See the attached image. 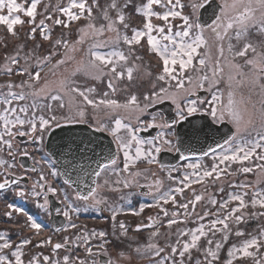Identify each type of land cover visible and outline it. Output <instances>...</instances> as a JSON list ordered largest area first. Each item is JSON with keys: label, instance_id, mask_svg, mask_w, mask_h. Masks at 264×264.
Listing matches in <instances>:
<instances>
[{"label": "flooded vegetation", "instance_id": "obj_1", "mask_svg": "<svg viewBox=\"0 0 264 264\" xmlns=\"http://www.w3.org/2000/svg\"><path fill=\"white\" fill-rule=\"evenodd\" d=\"M225 25L218 30V32L220 30L223 32V35L220 36L221 39L230 36L223 39V45L232 46V57H235L236 67L244 62L247 63L249 57L246 53L241 56L242 58L237 55L244 50L245 42H241L243 36L241 38L237 36L236 26L228 29L229 34H227ZM208 28L213 31V28L216 27L212 22L203 29ZM212 35L217 36L216 32ZM218 43L214 39L213 46H219ZM256 64L254 63L255 67ZM247 65L249 64L247 63ZM216 68L218 67H215V70ZM218 72L216 70V78H214L211 74L209 75V70H207L205 75L207 79H203V87L200 84L199 87L188 92L186 100H184L185 96L175 98V103L172 98H159L166 92L176 93L177 84L171 86L165 82L166 86H164L163 83H158L155 80L159 85L155 84L156 86L147 91H125V94L131 93L136 97V103L130 104L128 107H111L101 111L98 108H92L88 110V115L83 109H80L75 117L66 116L55 120V122L49 121V130L57 123H82L88 129L103 131L114 144L116 154L113 159L115 164L108 162L101 168L94 158L93 147L96 146L97 141H88L87 138H84L87 140L84 142L89 145L85 148L87 156L85 159L81 158L79 163L77 159L68 161L67 182L60 176L54 159L46 151L45 140L49 130L43 131L39 127L41 117L47 119V110L44 109V114L39 116L40 114L34 113L35 109L33 108H27L24 112L17 109L16 115L10 118L13 121L9 125L13 133L12 136L5 133L4 122L0 125V136L11 143V147H9L0 142V183L7 181V187L0 189V243L7 241L11 245L9 249H0V254L7 258L5 261H0V264H8L9 260L15 264L12 252L18 248L22 254L23 264H47L44 261L45 256L56 264H66L65 256L69 257L67 264H81V262L83 264H108V261H114L115 264H129V260L136 264V262L142 261L140 258L143 256L157 257L155 253L160 250L159 244L167 237L172 239L189 235L188 220L191 218L189 212L193 209L189 196L195 193L193 187H184V183L188 182L185 181V172L182 170L186 164L195 162L213 161L214 164L211 166L223 167L232 164V161L225 163L218 161L222 160L226 155L225 151L238 136L236 135L237 125L225 110L229 100L228 94L231 91L223 79L224 73L221 79L217 80ZM258 72L261 73L260 70ZM228 78L230 79L229 76ZM158 86L159 88H157ZM161 88L166 91L161 93ZM154 92L158 94L157 97H153ZM112 93L114 94V92ZM214 94L219 97V100L210 105L209 102L212 101ZM111 96L113 98L111 97L110 100H114L115 96ZM145 96L148 97L147 100ZM232 98L238 102V98L234 97V94ZM189 102H195L194 106L198 110L194 113L207 114L214 124L217 125L223 121L231 124L233 137L228 143L219 146L212 153L172 164L173 161L168 159V154L176 151L178 123H180L178 121L173 124L172 121L178 119V110H183L185 117L189 116L187 114ZM212 106L217 108V117L223 115V119L212 117ZM74 108L80 107L74 106ZM116 111H119L120 113L117 114L125 120L120 126L116 124ZM81 112H83V116L78 114ZM84 113H86L85 116ZM17 116L26 121L23 126L14 122ZM29 122L36 124L34 132L30 131L31 123ZM149 124L152 126L148 127ZM129 128L138 130L135 131V136L139 140L153 141V144H141L140 148L145 153L150 151L155 157V163H148L150 157L142 156L134 164H130L127 171H124V152L127 151L131 156H135L137 147L135 141H132L130 146L123 150L119 146L120 142L127 144L131 140ZM146 129L149 130L144 133L143 131ZM21 132L26 134L20 135ZM88 138H92V136L89 135ZM164 140H168L170 143L165 144ZM109 144L111 143L109 142ZM156 147L161 149L159 153L155 151ZM25 152L27 155L23 154ZM248 160L253 162L249 163ZM248 160H243L245 165L257 166L255 164L257 159L254 156ZM240 165L241 163H238V166ZM54 172L55 175H53ZM97 172L100 175L97 176ZM215 175L214 173L213 176L207 178L213 180ZM207 178L205 181H208ZM158 181L159 183H157ZM125 183L128 184V187H125ZM49 188H53L55 191H49ZM177 188H182V193H177L175 191ZM210 188L213 192L212 200L218 199L216 204L211 203L212 206L209 208L212 211L219 207L218 202L221 201V197L218 196L219 192L216 186ZM93 189L95 192L90 196L89 193ZM18 190H22L24 195H16ZM245 191L248 194L251 193L250 188H246ZM33 192L38 195H33ZM166 193L175 196V204L171 200L165 203L161 199ZM81 197H88V199L85 200ZM227 198L228 196L224 200ZM157 201H159V206H156ZM9 204L22 208L27 215L9 209ZM142 204L145 207L143 211H140ZM181 204H188V208L179 207ZM227 210L224 208L223 211ZM9 211H12L10 217L5 215ZM65 211L68 212L67 217L64 215ZM165 211L167 215H165ZM210 211L205 212L208 213L206 217L211 216L209 215ZM113 212L116 214L115 220H113ZM136 212L140 214L135 215ZM205 213L203 212L202 215ZM28 216L41 224L39 232L31 228ZM170 219H175L176 223L169 226L168 220ZM204 220L201 219L203 223ZM121 222L125 225L127 235H122ZM138 225H141V228L136 231ZM101 231L106 233L103 238L99 236ZM94 232L95 235H93ZM153 232H157V235L152 236ZM26 239L31 243L21 246V242ZM57 243L62 247L54 249V245ZM101 244L104 245L103 248L100 247ZM149 244L155 245V248L146 247ZM89 248L92 250L91 253L88 251ZM138 248L139 252L136 251Z\"/></svg>", "mask_w": 264, "mask_h": 264}, {"label": "rangeland", "instance_id": "obj_2", "mask_svg": "<svg viewBox=\"0 0 264 264\" xmlns=\"http://www.w3.org/2000/svg\"><path fill=\"white\" fill-rule=\"evenodd\" d=\"M78 2L79 0H77V3ZM85 2L88 7L92 9L91 20L88 18L87 11H85L84 16L79 20L69 21L68 17L59 9L69 7L72 0H39L34 19L25 16L23 13H13V18L18 14L21 16V19L25 21L22 25H14L16 35L9 33L6 25L0 24V114L7 115L10 120V118H13V116L16 115L17 111L5 113L4 110L6 108H15L16 110L20 108H33L35 109L34 113L40 114L39 116L44 114V109H46L47 120L49 119V121L55 122L52 120L53 117H55L56 120L66 116L75 117L80 109H83V111L87 113L88 110L92 108H98L100 111L102 109L111 108L100 103L102 100H110L111 97L113 98L111 95L115 96L114 100H116L118 104L125 105L132 97L131 93L125 94V91H147L149 88L156 86L155 84L159 85V82L163 83L164 86H166L165 82L173 86L178 83L179 79H183V88H177L176 93L166 92L163 97L168 96L177 99L178 97L181 98L185 96L184 100H186L188 92L199 87V85L203 83L202 78L205 77L207 70H209V75L211 74L216 78V70L219 69V72L217 71L218 75H216L217 80L219 78L221 79V76L224 73L223 79L226 82L229 91L234 94V97L238 98V102L241 101V99L245 101L244 104H238L242 117L239 131L236 127V135L238 136L230 144L229 148L225 151V154L231 156L238 148H243L247 151L253 147L256 142H260L264 145V141L259 140L260 135L264 134V121L259 117V109L261 107L260 102L261 100H264V89L261 88V86L264 85V76L258 72L260 64L264 63V32L259 31L258 25L250 26L246 32H242L239 36L240 38L243 36L241 42L251 45L246 52L249 57L247 61L253 60L255 64L257 63L256 67L258 68L256 69L254 64L247 65L246 62L237 65L238 67H236L234 64L235 57H232V46L229 47L223 45V39L227 37L229 38L230 36L228 35L221 39L220 36L223 35V32H221L222 30L219 31L218 37L212 35V33L215 34V31H212L210 28L192 29L190 30V36L182 39L181 37H176L175 33L177 31H183L184 21L180 17L174 19L170 18V23L173 26L171 35L176 40L177 44H190L198 35L202 36L205 43L197 48V53L193 57L192 65L185 70L183 77L179 76V63L176 65L169 63L170 68H175V74L178 79L172 80L166 77L165 80H159L158 77L163 74V69L165 67L164 61L156 51L150 49L147 37H142L141 41H146L149 50L156 54H154V56L148 54H146V57L141 56L142 52L145 51L143 46L142 49L140 47V50L142 51L139 50L138 52V50L135 49L136 44H132L128 47L127 45L129 44H126L123 40L124 35L131 38L133 28L143 30L145 17L142 13H137L135 8L142 7L143 4L147 3V0L144 3L139 2V0H132V6L127 8H123L127 0H115L116 4L119 6L118 9H112L110 7L113 0H95V3L93 0H85ZM192 2L200 3L201 0L182 1V3H185L183 4L184 8L182 10H177H181L183 15H188L193 23H198L197 12L193 13L192 8L190 7ZM217 2H220L222 7L226 3L231 5L233 0H217ZM17 3L30 6L31 0H17ZM166 3L167 0H162L161 5H153L152 11L163 14L167 10L163 6ZM244 3H247V0H242V3L238 4L236 8H227L224 12H222L220 8L219 16L221 19L217 21L219 28L224 26L228 20L233 19L236 14L242 13L244 11ZM105 9L108 10L109 17L115 21L112 31L107 30L108 21L105 20L103 16V11ZM71 10L79 13V9L73 8ZM119 10H123V14L126 17L124 23L129 25L127 29L117 19ZM0 14L8 15L7 9H0ZM255 15L259 17V11H257ZM56 19L62 20L64 24H67L68 26L65 27L64 24H56ZM30 20L31 22H29ZM41 21H43V25L41 24ZM90 22L93 23L96 28L104 25L105 31L95 40L87 39L83 44H75V41L80 39L81 33L79 30L84 28ZM151 22L156 26L164 27V35H169L167 25L163 20L153 16L151 17ZM32 28L37 29L35 33H32ZM219 28L217 30H219ZM41 31H44L45 34L49 35L50 39L44 40L40 34ZM117 31L121 38L118 43H115ZM227 34H229V32H227ZM152 35L159 40L160 48L165 44L168 45V58L170 61L173 58L177 61L180 59H187V56L184 55L179 48L174 47L170 41L164 40L160 33L153 30ZM58 39L67 40L70 46H75L76 50L68 51L63 45L54 46L55 41ZM214 39L216 42H219V46H213ZM98 41H111L112 43H108L104 47L96 49L97 51L103 54L116 51L128 57L127 60L123 61L116 57L112 58L116 64L117 71L123 73L122 77L117 78L111 72V66L104 67L103 74L98 73L96 69L91 67L89 62V48L93 43ZM252 49H255V51ZM186 50L187 49L184 51ZM54 52L56 55L52 56L50 61H44L41 63L45 56H49ZM173 52L178 53V55L173 57ZM238 57L241 56L238 55ZM11 58H16L17 63L12 64ZM200 59L205 60L204 65L199 63ZM58 60H63L64 63L57 65L56 62ZM215 67L218 68L215 70ZM25 68L32 74L36 71H40V79L38 81L31 80L28 74H21V70ZM129 68L132 69L131 80L128 78L127 70ZM8 69H11V71L9 72ZM97 76H99L98 79L96 78ZM228 79L229 81H226ZM155 80L158 83L155 82ZM24 81H29V83L24 84ZM109 82L113 84V88L108 87ZM9 84L12 86L9 87ZM74 88H78L81 92H85L88 98L94 101V103L88 104L79 92L72 91ZM157 88H159V86ZM39 89H44L45 92L36 95L35 93ZM89 89H92V91H88ZM224 91L226 92L225 89ZM112 92H114V94ZM9 93L12 95H9ZM21 94L23 95L22 99L18 98ZM53 96L58 97V99L53 100ZM5 98L10 101L9 104L4 103ZM74 106H79L80 108L76 109ZM86 113H84V116ZM117 113L120 112L116 111V118L120 121V124H122L125 120ZM88 114L89 113H87V115ZM250 114H252L251 123H249ZM3 122V120H0V125ZM237 154L240 156L243 155L242 152ZM261 154H264V147L257 148L256 154L253 155L257 159L255 161L256 165H264V160L257 158ZM218 162L221 163V161ZM248 162L251 163L253 161L248 160ZM233 163H236L234 167L238 166V163H241L240 169L248 167L253 170L246 173L244 176L239 177V173L234 171L231 164H228L227 167L217 165L216 171L220 173L219 176L215 175L216 177L213 180L207 177L201 180L200 177L203 176L205 170L212 171L213 166L211 165L214 164L213 161H205L203 163L195 162L185 165V168L182 170L185 172V175H183L189 178L187 180L189 184L188 188L193 187L195 193L194 195L189 196V199L193 201L197 195L202 197L200 201L195 203V206H193V209L189 212L191 218L188 220V227L192 226L193 229L189 230L190 235L188 236V234H186V237L172 239L167 237L166 240L159 244L160 249H163L164 251L159 252L157 257L152 255L143 256L140 258L142 261L136 262V264H161V262H163V264H172L173 260L177 261V264H179L181 259H183L184 264H197L198 260L203 261V253L206 249L211 247L213 251H216L217 243H220L222 246V243H225L226 240L225 236H227V239L230 238V233L236 226L234 217L238 215L237 212H239L241 216L245 215L243 211H239V203H236L239 201L231 200V196L239 194L245 202H249V200L244 197V195H248L245 191L246 188H250L252 199L254 194L264 193V170L254 165L247 166L244 164V161L241 160L232 161V164ZM190 165H196V167H189ZM206 178L208 181H205ZM211 186H216L218 192H228L227 199L233 203L232 208L238 209V211L233 213L226 221L228 224L227 230H225L221 224H217L215 229L210 227L213 220H222L225 216L229 215V212L232 209L224 212V208L220 207L224 202L219 201V207L210 211L209 207L212 206L211 201L213 197L212 188H210ZM221 187H224L225 190ZM257 199H259V196H257ZM209 211V215H211L210 220L203 224L201 219L204 220L207 215H202V213ZM206 219L208 218L206 217ZM201 225H203L205 235L201 237L204 239V243H198L199 250L193 248L189 253H186L183 258L180 257L179 251L173 254L171 251L172 247L175 246L180 249L185 242H191L192 230L200 229ZM260 233L261 231L255 232V235L252 234L246 241L253 237H256L258 240L264 239V237L260 236ZM196 234L199 235V232ZM234 237L238 243L229 244L226 251V260L221 261L218 264H225V262L230 259L228 256L229 249H241L246 242L242 241L241 237L237 236L235 232ZM209 241H211V244H209ZM221 250L222 248L220 247L218 253L219 251L221 252ZM249 251L254 253L252 247ZM243 257L244 256L240 251H235L233 264H257V262H259V264H264V258L259 260L252 258L248 260L247 258H251V256H248L247 258ZM129 264L133 263L129 260ZM214 264H217V262L215 261Z\"/></svg>", "mask_w": 264, "mask_h": 264}, {"label": "snow or ice", "instance_id": "obj_3", "mask_svg": "<svg viewBox=\"0 0 264 264\" xmlns=\"http://www.w3.org/2000/svg\"><path fill=\"white\" fill-rule=\"evenodd\" d=\"M39 0H31V4L30 6H26L24 4H20L17 3V0H0V9H7L8 15H2L0 14V24H4L7 26V30L9 33H11L12 35H16V32L14 30V25H22L25 21L21 19L20 15H15L13 18V13H23L25 16L29 17V18H33L36 16V9H37V4H38ZM93 2L95 3V0H93ZM207 3V0H201L200 3L197 2H192L190 4V7L192 8L193 13H196L197 11H199V9L203 8L204 5ZM242 3V0H233V3L231 5H228L227 3L225 5H223L221 7V11L224 12L225 9L227 8H236L238 6V4ZM162 4V0H147V3L143 4L142 7H136L135 11L137 13H142L145 17V23L143 25V30H138L133 28L132 29V36L131 38H129L127 35L123 36V40L126 44L132 45V44H139L141 42V38L142 37H147V41H148V45L150 46V49L152 51H156L161 58L164 61V69H163V74H161L158 79L159 80H165L166 77L170 78L172 80H177L178 77L175 74L176 70L175 68H170L169 67V63H171L172 65H176L177 63H179V76L183 77L185 70H187L188 68H190V66L192 65V61H193V57L196 55L197 53V48L205 43L202 36L198 35L196 37V39L190 43V44H184V43H179L177 44L176 40L174 39V37L171 35L172 33V24L170 23V18H177L180 17L183 21H184V25H183V31H177L175 33L176 37H181L186 38L190 36V30L192 29H201L202 25L200 23H193L190 20V17L188 15H183L182 13V9L184 8V5L181 3V0H167V3L164 4L163 6L167 9L163 14L157 13L152 11V7L153 5H161ZM132 6V0H127V2L125 3V5L123 6V8H127V7H131ZM110 7L112 9H118L119 6L116 4L115 0H113V3L110 5ZM79 9V13L73 12L71 9ZM243 8L244 11L242 13H238L233 19L229 20V22L227 23V25H225V32H227L228 29L233 28L234 26L237 27V36L239 37L240 34L242 32H246L248 30V28L250 26H257L259 27V31L264 32V0H247V3L243 4ZM177 9H181V10H177ZM61 12H63L69 19V21H75V20H79L82 16H84L85 11H87V15L88 18L91 20L92 18V9L90 7H88V5L86 4L85 0H79V2L77 3V0H72V3L69 5V7L67 8H61L59 9ZM259 11L260 16L259 18H257V16L255 15V13ZM103 16L104 19L108 21V25H107V30L108 31H112L113 30V26L115 21H113L110 17H109V12L107 9H105L103 11ZM156 16L158 19L163 20L164 23L167 25V30L169 35H164L165 33V28L164 27H160V26H156L151 22V17ZM117 19L124 25L125 28H128L129 25L124 23L125 22V15L123 14V10H119L118 11V16ZM221 19L220 16H217L216 20L213 21V24L216 25V28H213V31L216 32L217 36L219 37V32H218V28L219 25L217 24V21H219ZM31 22V20L29 21ZM55 23L60 25V24H64V22L60 19H56ZM41 24L43 25V21H41ZM65 27H67V24H64ZM36 28H32V33L36 32ZM153 30H155L156 32L160 33V35L163 37L164 40L170 41L172 43V45L174 47L179 48L184 55L187 56V59H180L179 61H177L175 58L171 59V61L168 58V45L165 44L162 48L159 47V40L156 39V37H154L152 35ZM80 39H78L77 41H75V44H83L85 43V41L87 39H93L95 40L97 37L101 36L102 33L105 31L104 25H101L99 28H96L95 25L93 23H89L87 24L84 28H81L80 30ZM41 36L43 37L44 40H49L50 36L45 34L44 31L40 32ZM120 34L117 31V36H116V41L115 43H118L120 40ZM108 43H112L111 41H98L96 43H93L90 48H89V55H90V64L91 67L96 69V71L100 74H103L104 71V67L107 66H111V72L117 77H122L123 73L118 72L117 68H116V64L113 61V57L118 58L119 60H127L128 57L124 56L122 53L120 52H116V51H112V52H108L106 54H103L99 51H97L96 49L104 47L106 44ZM63 45V47L68 50V51H75V46L72 45L70 46L67 40H61L58 39L55 41V45L54 46H60ZM231 47V46H230ZM251 47V45L249 44H245L244 46V50H242L241 52L237 53V55L239 56H243L245 55V53L247 52V50ZM185 49H187L186 51H184ZM253 51H255V49H252ZM56 55V53H52L49 56H45L43 58V61H41V63H43L44 61H50L51 57ZM176 55H178V53L173 52L172 56L175 57ZM11 63L12 64H16L17 63V59L16 58H11ZM64 63L63 60H58L56 62L57 65ZM199 63L201 65L205 64V60L204 59H200ZM248 64H254L255 62L253 60H248L247 61ZM55 67V66H54ZM238 67V66H237ZM260 72L261 75L264 76V63L260 64ZM8 71L10 72L11 69H8ZM217 71H219V69H217ZM128 72V78L129 80L132 79V69L129 68L127 70ZM21 74H28L30 76L31 80H35L38 81L40 79V71H36L34 74L29 73L28 70L22 69L21 70ZM97 79L99 78V76L96 77ZM202 79L206 80L207 77H203ZM24 84H28L29 81H24ZM12 85L9 84V87H11ZM109 88H113V84L111 82H109L108 84ZM177 88H183V79H179L177 85ZM201 87H203V84H201ZM262 89H264V85L261 86ZM114 90V89H113ZM72 91L75 92H79V94L84 98V100L88 103V104H93L94 101L90 100L88 98V96L85 94V92H81L78 88H74L72 89ZM88 91H92V89H89ZM166 90L164 88L160 89L161 93H164ZM45 90L44 89H39L35 94L36 95H40L41 93H44ZM9 95H12L11 93H9ZM153 97H157L158 94L157 93H153L152 94ZM229 100H228V104L225 106V110L227 111L228 115L230 116V118L233 120V122L236 123L237 125V129L239 131L240 129V122H241V112H240V108L238 107V103L239 104H244L245 101L243 99H241V101L236 102L233 100V94L231 92H229ZM18 98H23V95L21 94L20 97ZM161 99L164 98H172L173 102L175 103V98L174 97H159ZM53 100L58 99V97L53 96L52 97ZM145 99L147 100L148 97L145 96ZM219 100V97L216 96L215 94L213 95V99L210 103V105H213L216 101ZM4 103L9 104L10 101L7 100V98H5ZM101 104H105L108 107H112V108H118V107H128L130 104H135L136 103V97L132 96L131 99L128 101L127 104L125 105H120L117 103L116 100H102L100 101ZM261 107L259 109V117L262 121H264V100H261ZM195 102H189V105L187 106V114L191 115L192 113L196 112L198 109L194 106ZM147 107V105H146ZM178 109H179V105H178ZM16 109L15 108H6L4 110L5 113H9V112H15ZM20 112H24L26 111V109L24 108H20L19 109ZM81 116H83V112L80 113ZM211 115L214 119H223V115H221L219 118L217 117V108L215 106L211 107ZM251 117L252 114H250V118H249V123H251ZM177 120H173L172 123L176 124L178 123V121H183L185 120V115L183 113V110H178L177 111ZM0 120L4 121V125H5V133L8 136H12L13 133L9 128V125L13 123V121L9 120L7 115L5 114H0ZM53 121L56 120L55 117L52 118ZM16 124H19L21 126H23L26 121L21 119L19 116H17L15 118L14 121ZM31 123V128L30 131L34 132L36 130V124L34 122H29ZM50 122L47 119H44L43 117H41V122H40V129L43 131H47L48 126H49ZM116 124L118 126H120V121L117 120ZM57 127H59V124H56ZM152 125L149 124L148 127H151ZM127 127V126H125ZM135 131L138 130H133L131 128H129V133L131 134V140L125 144L123 142H120L119 146L120 148L126 149L127 147L130 146L132 141L136 142V154L135 156H131L127 151L124 152V171H127L130 164H134L135 161L139 160L142 156L149 158L148 159V163H155V157L152 156L151 152H147L145 153L141 148L140 145L147 143V144H153L152 140H148V141H141L139 140L136 136H135ZM20 135H25L26 133H19ZM40 139H42V137H40ZM260 141H264V134L260 135L259 137ZM0 142H2L3 144H7L9 147H11V143L9 140H4L2 136H0ZM163 143L165 144H169L170 141L168 140H164ZM225 143H228V141H225ZM260 147H264V145H262L260 142H256L254 144L253 147H251L250 149H248L247 151H245V149L243 148H238L236 150V152H234L231 156L225 155L222 160L221 163H225L226 161H235V160H248L249 158H251L253 155L256 154V149L260 148ZM160 148L156 147L155 151L157 153L160 152ZM243 153L242 156L238 155L237 153ZM24 155H27V152L23 153ZM206 155V154H205ZM183 159V157H181ZM260 160H264V154H261L257 157ZM112 164H115V160L113 159L111 161ZM101 168L104 167V165L100 166ZM189 167H193L195 168L196 165H190ZM257 167L261 168L262 170H264V165H257ZM253 169L252 168H248L245 167L242 169L243 172L248 173L251 172ZM216 174L217 176H219V172L216 171V165H213V169L212 171H204L203 176L200 177V179H204L205 177H211L213 176V174ZM56 173L54 172L53 175H55ZM96 175H100L99 172L96 173ZM198 175V173H197ZM41 179H43V177H41ZM189 178L186 176L185 177V181H187ZM193 182H197V181H193ZM159 183V181L157 182ZM189 184L188 183H184V187H188ZM7 187V181L5 183H0V189H3ZM125 187H128V184L125 183ZM49 191L54 192L55 189L53 188H49ZM177 193H182L183 189L182 188H177L175 190ZM95 192V189H93L92 192L89 193V195H93V193ZM16 195L22 196L24 195L22 190H18L16 192ZM33 195H38V193L33 192ZM257 196H259V199H257ZM82 199H88V197H81ZM161 199L164 200L165 203H167L169 200L172 201L173 204L176 203V198L173 195H168L167 193L164 194L163 197H161ZM202 199L201 196L197 195L195 196V200L191 201L190 203L195 206V203L197 201H200ZM231 200L233 201H239V208L243 209L246 207L245 201L244 199L239 195H232L231 196ZM97 203H99V201H97ZM212 204H216L217 201L216 200H212L211 201ZM227 203L228 202H224L223 204L220 205L221 208H226L227 207ZM252 206L255 208V206L257 204L260 205L261 208H264V193H257L254 194V197L251 201ZM156 206H159V201H157ZM145 205H141L140 206V211H143ZM179 207L187 209L188 208V204H181L179 205ZM9 209H13L15 212L17 213H22L27 215V213L24 212V210L20 207H16L13 204H9L8 205ZM238 211L237 208H232L229 212V215L225 216L222 220H213L211 222L210 227L215 229L217 224H221L223 225L224 229L227 230L228 229V224L226 223V221L232 216L233 213H236ZM135 215H139V212L134 213ZM5 215L7 216H11L12 215V211L6 212ZM64 215L67 217L68 216V212L65 211ZM115 212H113V220H115ZM165 215H167V212L165 211ZM205 215H208V213H205ZM253 215H255V213H253ZM261 215H264V213H261ZM151 219V218H150ZM235 221L237 223H239L242 220V216L240 215H236L234 217ZM28 220L31 222L30 226L31 228L35 229L37 232H39V230L41 229V224L37 223L35 220H33V218L31 216H28ZM176 223L175 219H170L168 220V225L171 226L172 224ZM74 227V225H73ZM120 228L122 230V235H127V230L125 228V225L123 222L120 223ZM141 228V225H138L136 228V231H139ZM219 230V229H217ZM199 232V235H197L196 233ZM242 232H237V235H242ZM93 235H95V232L93 233ZM106 233L101 231L99 232V236L101 238L105 237ZM152 236H156L157 232H153L151 234ZM205 235V232L203 231V225H201L200 229H195L192 230L191 232V242H185L182 246V248L178 249L177 247L173 246L171 251L173 254L177 253L179 251V255L181 258H183L185 256L186 253H189L191 249L196 248L198 249V241L200 240V238L202 236ZM261 237H264V230H261L260 233ZM225 239H227V236H225ZM67 242V239H66ZM31 243L30 240H23L21 242V246L22 245H27ZM41 244H43V241H41ZM209 244H211V241H209ZM11 247V245L5 241L4 243H0V249H9ZM62 245L57 243L54 245V249H59L61 248ZM100 247H104L103 244L100 245ZM146 247L148 248H155V245H147ZM221 244L217 243L216 244V251H213L211 249V247H209L208 249H206L203 253L204 255V259L203 261L198 260L197 264H214L215 261L218 260V250L220 249ZM251 247H256L257 249H259L260 244L258 243V239L256 237H253L252 239L246 241L243 244V247L241 249L238 250H234V249H229L228 251V256L230 259H228L225 264H233V258L235 257V251H240L242 253V255L244 257H248V256H252L253 253L251 251H249V249ZM88 251L91 253V248L88 249ZM137 252L140 251V249H136ZM164 251L163 249H160L158 252H156V255H159V252ZM21 252L19 251V248L16 251L12 252V256L15 257V264H23L22 259H21ZM121 255H123V253H121ZM7 258L5 255L0 254V261H5ZM69 260V257L65 256L64 257V261L67 264V261ZM44 261L47 262V264H56V262L54 261H49V257L45 256L44 257ZM8 264H12V262L9 260ZM81 264H83V262H81ZM108 264H115L114 261H108ZM161 264H163V262H161ZM172 264H177V261L173 260ZM179 264H184L183 259H181L179 261ZM257 264H259V262H257Z\"/></svg>", "mask_w": 264, "mask_h": 264}, {"label": "water", "instance_id": "obj_4", "mask_svg": "<svg viewBox=\"0 0 264 264\" xmlns=\"http://www.w3.org/2000/svg\"><path fill=\"white\" fill-rule=\"evenodd\" d=\"M221 8L217 0H207L203 8L197 11V21L203 28H207L217 16ZM202 92V90H199ZM177 145L174 153L168 154L175 164L180 160L202 157L212 153L225 141H229L233 136V127L226 121L220 124L211 122L205 113H192L185 117V120L178 123ZM149 129L143 131L147 132ZM45 140L46 151L54 159L60 176L67 182V164L70 159L80 162L81 158H86V147L89 145L84 141L95 140L97 144L93 147L94 158L99 165L107 164L113 160L116 152L113 142L103 131L88 129L82 123H61L59 127L51 128ZM141 134V131H139ZM89 135L92 138H88ZM84 138H87L85 140ZM109 142L111 144H109ZM91 147V146H90ZM183 157V159L181 158Z\"/></svg>", "mask_w": 264, "mask_h": 264}, {"label": "trees", "instance_id": "obj_5", "mask_svg": "<svg viewBox=\"0 0 264 264\" xmlns=\"http://www.w3.org/2000/svg\"><path fill=\"white\" fill-rule=\"evenodd\" d=\"M182 1L185 2L186 0H181V3H182ZM139 2L144 3V2H146V0H139ZM182 4H185V3H182ZM127 46L130 47V45H127ZM142 46H143L145 51L142 52L141 56L146 57V54L154 56L155 53L149 50V47L146 44L145 40H142L140 44H136L135 49L138 50V52H139L140 47L142 49ZM140 51H142V50H140ZM127 84H129V83H127ZM133 85H135V84H133ZM235 164L236 163L231 164L234 171L236 173L237 172L239 173V177L244 176L246 173L242 172V169H240V166L234 167ZM221 188L224 189V187H221ZM227 194H228V192H225V191H219V194H218V196L221 197V199H220L221 202H228L227 207L225 208L226 210L231 209L233 207V203H231V201H229V199L224 200V198L227 197ZM244 197H246L249 200V202H245L246 207L243 209L239 208V211H243V213H245V215L242 216V220L239 223L236 222V224H235L236 226L233 228L232 232L230 233V238L226 239L225 243H222V246H221L222 250H221V252L219 251L218 260L216 261L217 264L221 261L226 260L225 259L226 258V251L228 249L227 247L229 246V244L230 243H238L235 240L234 232L236 233V235H237V232H242L243 233L242 235H237V236H240L242 241H246L247 239H249L251 237L252 234L255 235V232L264 230V215H261V213H264V208H261L259 204H257L255 206V208L252 206V204H251L252 195L251 194L244 195ZM236 203H239V202H236ZM253 213H255V215H253ZM237 214L240 215L239 212H237ZM207 218L208 219H205L203 224H205L206 221L210 220V217H207ZM191 229H193V227L189 226V230H191ZM176 238H181V236L176 237ZM197 243H204V239L200 238V240ZM258 243L260 244L259 249H257L256 247H252V250L254 251L253 256H251V258H247V257H243V258H247L248 260H250L252 258H255L257 260L263 259L264 258V239L258 240ZM166 263H167V261H166Z\"/></svg>", "mask_w": 264, "mask_h": 264}]
</instances>
